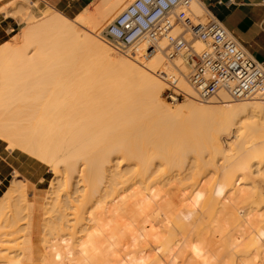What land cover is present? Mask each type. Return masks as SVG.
<instances>
[{
  "label": "bare ground",
  "instance_id": "bare-ground-1",
  "mask_svg": "<svg viewBox=\"0 0 264 264\" xmlns=\"http://www.w3.org/2000/svg\"><path fill=\"white\" fill-rule=\"evenodd\" d=\"M19 1L27 22L0 43V139L53 176L37 204L16 167L0 171V264H264L255 184L264 173V95L234 103L220 91L217 102L171 105L157 70H180L178 84L192 95L186 64L171 66L161 49L144 61L141 47L117 55L100 38L125 0H96L79 14L93 34L39 0ZM203 10L191 1V14ZM197 116L214 120L218 134L179 137Z\"/></svg>",
  "mask_w": 264,
  "mask_h": 264
},
{
  "label": "built area",
  "instance_id": "built-area-1",
  "mask_svg": "<svg viewBox=\"0 0 264 264\" xmlns=\"http://www.w3.org/2000/svg\"><path fill=\"white\" fill-rule=\"evenodd\" d=\"M192 0H131L102 30L100 38L117 55L141 58L161 49L170 65L188 66L193 94L178 84L180 70H157L164 98L176 103L187 97L208 102L222 91L232 101L264 95V62L256 60L213 15L191 14ZM200 42L198 50L194 43Z\"/></svg>",
  "mask_w": 264,
  "mask_h": 264
},
{
  "label": "rangeland",
  "instance_id": "rangeland-1",
  "mask_svg": "<svg viewBox=\"0 0 264 264\" xmlns=\"http://www.w3.org/2000/svg\"><path fill=\"white\" fill-rule=\"evenodd\" d=\"M10 1H12V0H0V22H1V25L4 27V28H7L8 26H13V31L10 33V34H8V32L7 31H5L6 29H2L1 31L2 32H0V43H2L4 40H6V39H8V40H12V37H13V35L16 33V32H18L17 30H19V29H21L22 27H23V25H25V23L27 22L26 20V22L24 21V18H25V16H26V14H24L26 11H25V9L23 10L22 9V7L20 6V1L19 0H13L14 1V3H13V5H11L12 3L10 2ZM96 2V0H93V2L92 3H90V4H88L87 6H85L84 8H83V10H81L80 12H78L77 14H75V15H67V14H65V13H62V12H60V11H58V10H56L55 8H53V7H51L49 4H47V3H45L43 0H39V1H37V3H39V5L40 6H42V7H44L45 9H47L48 11H53V9L54 10H56V11H58L59 13H61V14H63V15H65V16H67L68 18H70V19H72V20H77L76 22H78V24H79V22L80 21H78V16H79V14L82 12V15H84L83 14V12L84 11H86V12H88L87 11V8H88V10H90L91 9V6L92 5H94L95 4V2ZM126 2H125V5H124V8L126 7V5L128 4V2H130L131 0H125ZM128 1V2H127ZM200 4H202L199 0H197ZM6 2V3H5ZM127 3V4H126ZM18 4V5H17ZM20 6V7H19ZM4 7V8H3ZM19 7V8H18ZM93 7V6H92ZM202 7H203V11L201 12V15L199 16V18L200 19H206V16L207 15H212L208 10H206L205 8H204V6L202 5ZM13 8V9H12ZM18 10H17V9ZM21 8V9H20ZM124 8H122L121 10H123ZM7 9H8V11H7ZM10 9H11V11H10ZM5 12H4V11ZM2 11V12H1ZM17 11V12H16ZM19 11V12H18ZM22 11V12H21ZM7 13L8 12V14L6 15L5 14V16H4V13ZM15 12V13H14ZM21 12V13H20ZM85 12V13H86ZM120 12V11H119ZM119 12H117L112 18H111V20L112 19H114V17L116 16V15H118V13ZM12 13V14H11ZM14 14H15V16H14ZM82 15H80L79 17H81ZM22 17H24L23 19H21ZM26 19V18H25ZM23 20V22H21ZM79 20H81V19H79ZM110 20V21H111ZM109 21V22H110ZM25 22V23H24ZM109 22H107L106 23V25L105 26H107L108 25V23ZM24 23V24H23ZM23 24V25H22ZM81 24H82V22L79 24V25H77V27H83L84 28V30L85 29H87V27L85 28L84 26H85V24L83 23V25L81 26ZM12 28V27H11ZM80 28V30H83V29H81ZM89 29H87V31L89 30V32H91L92 34H93V30H91V27H88ZM105 28V27H104ZM83 30V31H84ZM82 32V31H81ZM85 32H86V30H85ZM88 32V33H89ZM102 32V31H101ZM84 33V32H83ZM33 51H31L30 53H32ZM141 60H143L144 61V59L142 58ZM167 61V60H166ZM167 63H169L170 64V62L169 61H167ZM157 73H156V70H155V75H156ZM157 77H158V75H156ZM163 83V82H162ZM164 87H165V84L163 83V89H162V91H161V96H162V98L166 101V102H168V103H170L169 101H167L165 98H164V96H163V90H164ZM188 100V98H185V99H183V100H180V101H178V102H176V104L177 103H179V102H185V101H187ZM214 101H216L217 102V100L216 99H213ZM213 100H211L212 102H214ZM246 100V99H245ZM245 100H239L238 102L237 101H232V100H230V101H232V102H234V103H240V102H243V101H245ZM197 102H199L198 100H196ZM209 102V101H208ZM208 102H199V103H202V104H207ZM212 102H209V103H212ZM171 105H175V103H170ZM212 114V113H211ZM215 114L213 113V116H214ZM217 115V114H216ZM219 115V114H218ZM199 116H201V115H199ZM199 116H197V118H195V117H192V119H194V123H195V125H194V123L192 122V119H190L191 120V122L190 121H188V122H186V123H188V125L185 127V125H184V127H182V129L180 128V126L178 125V127L177 128H180L179 130H177V131H179L180 133H179V137H181L183 134H185V135H183V137L182 138H185V136L186 137H188L190 134H191V138H192V134H194L195 135V133L197 132V130H198V132L196 133L197 135V137L199 136V138L201 137H203V135H204V138H205V136H208V134H211V133H214L213 131H215V133L214 134H216L217 132H218V130L216 131V130H212V128L213 129H215L213 126H215V124H211V123H214V122H211V121H214V120H206V119H202V117L201 118H199ZM208 116V115H207ZM206 116V117H207ZM212 116V117H213ZM220 116V115H219ZM191 117V116H190ZM211 116H210V114H209V118H210ZM212 117H211V119H212ZM216 117V116H215ZM205 118V117H204ZM217 118H219V117H217ZM203 120V122H202V120ZM215 119V118H214ZM221 119V118H220ZM207 121L206 122V124H203L204 123V121ZM216 120V119H215ZM219 120V119H218ZM220 121V120H219ZM210 122V123H209ZM180 123H182V122H180ZM191 123H193L192 125H193V127L191 126ZM197 123V124H196ZM215 123H216V121H215ZM221 123V122H220ZM184 124H185V121H184ZM203 124V125H202ZM209 124V125H208ZM211 124V125H210ZM217 124V123H216ZM219 124V123H218ZM181 125V124H180ZM219 125H221V124H219ZM182 126H183V124H182ZM194 126H195V128L196 129H194ZM198 126V127H197ZM206 126V127H205ZM210 126V127H209ZM217 126V125H216ZM174 127V129H177V128H175V125L173 126ZM202 127H204V129L202 128ZM208 127V128H207ZM192 128H193V130H192ZM173 129V132H176V133H178L177 131H175ZM203 129V130H202ZM208 129V130H207ZM195 130V131H194ZM200 130V131H199ZM210 130H212V131H210ZM206 131V132H205ZM193 132V133H192ZM181 133H182V135H181ZM208 133V134H207ZM201 134H203V135H201ZM218 134V133H217ZM220 134V133H219ZM188 135V136H187ZM195 136H193V138H194ZM210 136H208L205 140H207L208 138H209ZM189 138V137H188ZM192 138V139H193ZM222 141V140H221ZM231 141V143H234L235 141H237V137L236 138H233V139H231L230 140ZM8 145L6 144V142L4 141V140H2V139H0V159H1V163H0V166L2 165V167H3V169H4V172H5V174L6 175H8V176H10V175H12V173H13V170H14V168L16 167V170H17V176L18 177H20V178H25L26 179V177H27V180H29V181H31L32 182V184L31 185H28V194H27V200H34V201H37V204L39 203V202H43V201H45L46 200V198L45 197H47V192H48V190L50 191V188H49V181H50V179H51V177L53 176V173L51 172V170H50V166L48 165V164H45V163H42V162H40V161H36L35 159H31L30 157H28V156H26L24 153H22L19 149L17 150V149H14L13 151H12V149H10V147L8 146ZM8 148V149H7ZM17 150V151H16ZM225 150H233V148H231V147H229V148H225ZM10 154V156H11V158H7L6 156H5V154ZM12 154V155H11ZM210 156L211 155H209L208 153H205L204 154V156H200V159L204 162V161H206V162H208L207 160H209V158H210ZM2 157V158H1ZM5 158V159H4ZM18 158V159H17ZM187 160H186V162H185V165L183 166V168L184 167H186V166H188L189 164H190V160H189V158H186ZM217 162H216V165H223L224 164V159H223V157H222V155H218L217 156ZM3 161V162H2ZM239 161L240 160H237L236 162L237 163H239ZM189 162V163H188ZM21 163V164H20ZM38 163H41V164H38ZM38 165V166H37ZM11 166V167H10ZM213 167V165L212 164H206V165H204V169L206 168V170H207V172H206V174L208 173V171H210L209 169H211V168H209V167ZM37 167V168H36ZM48 168V169H47ZM9 169V170H8ZM25 169H28V170H25ZM221 169H223L224 170V168H221ZM37 171V173L36 174H38V175H36V174H34V175H32L33 173H35ZM42 173V174H41ZM205 173V172H204ZM19 174V175H18ZM264 175V173H261V174H259V176L256 178V180H255V184H256V190L258 191V193L260 194L258 197H257V201H259V202H261V205H263V206H261V207H263L264 208V177H261V176H263ZM31 175H32V179L33 180H30V177H31ZM23 176V177H22ZM25 176V177H24ZM29 177V178H28ZM208 177V176H207ZM212 181H216L217 179H215L213 176H212ZM37 179V180H36ZM211 179V178H210ZM243 180V179H242ZM241 180V181H242ZM220 181V179L219 180H217V182H219ZM47 188H48V190H47ZM46 190H47V192H46ZM47 193V194H46ZM262 208V209H263ZM186 216V218L188 219V220H190L191 219V217L189 216V215H185ZM19 233V232H18ZM40 236H41V230L40 229H36V231H35V235H34V237L36 238V240L38 241L39 239H40ZM252 256L251 255H249V258H251ZM37 264H40L38 261H37Z\"/></svg>",
  "mask_w": 264,
  "mask_h": 264
},
{
  "label": "crops",
  "instance_id": "crops-1",
  "mask_svg": "<svg viewBox=\"0 0 264 264\" xmlns=\"http://www.w3.org/2000/svg\"><path fill=\"white\" fill-rule=\"evenodd\" d=\"M43 1L67 15H75L93 2V0ZM199 1L240 43L242 42L241 44L256 60L264 62V0ZM2 29L6 28L0 22V32ZM0 171L5 173L1 166ZM36 173L37 171L32 175ZM32 175L30 180H33Z\"/></svg>",
  "mask_w": 264,
  "mask_h": 264
}]
</instances>
